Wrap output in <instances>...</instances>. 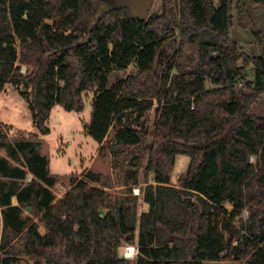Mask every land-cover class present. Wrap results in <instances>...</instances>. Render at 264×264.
<instances>
[{
    "label": "trees",
    "instance_id": "1",
    "mask_svg": "<svg viewBox=\"0 0 264 264\" xmlns=\"http://www.w3.org/2000/svg\"><path fill=\"white\" fill-rule=\"evenodd\" d=\"M237 10L261 55L230 39L232 0H163V12L145 21L104 0H0V95L7 84L28 87L33 121L48 135L56 105L83 112V94L94 91L86 135L115 157L130 194L142 170L155 183L144 190L143 213L137 198L116 203L94 186L102 176L91 171L57 200L49 159L17 140L9 155L24 165L0 157V264H19V240L37 264H264V115L252 110L264 95V35L249 24L246 3ZM132 64L136 74L110 87L112 72ZM249 71L254 80L244 83ZM154 100L150 140L132 114L139 120ZM178 155L190 162L173 186ZM33 202L45 235L22 216ZM135 242L139 255L125 259L121 250Z\"/></svg>",
    "mask_w": 264,
    "mask_h": 264
},
{
    "label": "rangeland",
    "instance_id": "2",
    "mask_svg": "<svg viewBox=\"0 0 264 264\" xmlns=\"http://www.w3.org/2000/svg\"><path fill=\"white\" fill-rule=\"evenodd\" d=\"M234 5V20L230 30V39L236 42L240 52L252 57L262 54V45L251 28H244L238 17V4L243 1L249 10V24L264 35V5H258L251 0H232ZM163 12V0H153L150 15ZM49 23H53L49 21ZM88 36L86 39L88 40ZM212 40V38H209ZM217 53H214L216 55ZM242 65V62L240 63ZM28 68L23 66L22 72L26 74ZM137 65L132 64L126 71H114L110 75V87L128 76L136 74ZM253 71H249L244 83L253 82ZM209 88H215L208 83ZM242 84H239V89ZM30 89L25 85L15 87L9 85L5 95L0 99V118L3 123L0 126V157L8 159L13 166L24 165L26 159L14 160L9 155V148L16 144L17 140L24 139L32 142L36 151L47 157L50 161V171L58 178L56 186L52 189L57 200L63 198L71 189L72 179L83 178L84 173L91 171L102 176L100 188H106L116 203L123 202L126 198H137L135 203L139 212L143 213V207L146 204L143 201L144 190L147 185L154 183V174H147L142 170L139 176V182L133 187L130 194L126 185L125 174L122 169L116 167V159L109 150L100 153L101 145L90 136H87L84 130L86 124L91 120L92 101L94 91L85 92L83 98L85 109L83 112L67 111L64 106L56 105L47 122L50 129L48 135H43L35 125L29 108L26 95ZM26 98V99H25ZM158 100H154L153 106L145 111L144 115L138 120L139 113L132 114V120L135 125L146 128L150 133V140L155 130V120L158 115ZM252 110L259 115H264V95L260 98ZM7 122V123H4ZM11 124V125H10ZM116 128H111L107 141H112L116 135ZM190 157L178 155L175 166L170 174L171 185L179 186L180 179L184 177L189 166ZM254 164L257 163V157L252 158ZM32 177L29 176L22 185L28 184ZM8 180L9 179H5ZM230 209L231 206H228ZM24 220L28 223H38L40 232L45 235L46 229L40 221L41 213L35 202L27 204L23 208L22 214ZM248 213L245 212L243 218L247 219ZM133 244H137L136 242ZM16 248L20 252L17 257L19 264H37L35 259L26 256L23 253V241L16 242ZM124 249L121 250L123 252ZM251 251V250H250ZM123 254V253H122ZM3 256L0 255V260ZM243 259H230L221 262L209 264H242Z\"/></svg>",
    "mask_w": 264,
    "mask_h": 264
},
{
    "label": "water",
    "instance_id": "3",
    "mask_svg": "<svg viewBox=\"0 0 264 264\" xmlns=\"http://www.w3.org/2000/svg\"><path fill=\"white\" fill-rule=\"evenodd\" d=\"M109 9H128L131 16L145 21L151 11L153 0H104ZM87 41V39H86Z\"/></svg>",
    "mask_w": 264,
    "mask_h": 264
},
{
    "label": "built area",
    "instance_id": "4",
    "mask_svg": "<svg viewBox=\"0 0 264 264\" xmlns=\"http://www.w3.org/2000/svg\"><path fill=\"white\" fill-rule=\"evenodd\" d=\"M123 249V256L127 260L134 261L139 255V247L137 244H128Z\"/></svg>",
    "mask_w": 264,
    "mask_h": 264
},
{
    "label": "crops",
    "instance_id": "5",
    "mask_svg": "<svg viewBox=\"0 0 264 264\" xmlns=\"http://www.w3.org/2000/svg\"><path fill=\"white\" fill-rule=\"evenodd\" d=\"M9 85H11V84H7L6 86H5V89H4V91L2 92V94L0 95V99H1V97H3L4 95H5V92H6V90L8 89V86ZM3 123V121L1 120V118H0V124H2ZM4 123H7V122H4ZM11 125V124H10ZM98 187V186H97ZM106 189V188H105ZM13 204L14 205H17L18 204V200H17V198H13ZM143 209H144V211L143 212H147L148 211V205L146 204V206L145 207H143Z\"/></svg>",
    "mask_w": 264,
    "mask_h": 264
}]
</instances>
